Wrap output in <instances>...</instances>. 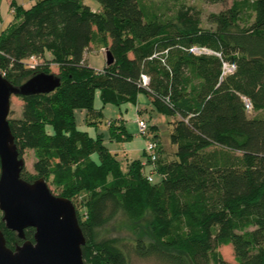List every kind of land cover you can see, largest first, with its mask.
<instances>
[{"label": "trees", "instance_id": "obj_1", "mask_svg": "<svg viewBox=\"0 0 264 264\" xmlns=\"http://www.w3.org/2000/svg\"><path fill=\"white\" fill-rule=\"evenodd\" d=\"M34 1L29 9L11 1L18 20L0 35V72L17 86L40 72L62 82L19 95L22 114L9 120L20 156L34 151V173L24 169L23 178H45L74 203L83 198L85 264H130L131 251L161 264H264V0H233L208 14L209 26L189 0H98L100 10L84 0ZM92 44L114 62L91 67ZM225 63L236 69L224 74ZM98 91L103 106L119 107L145 93L170 118L174 156L159 155L154 182L141 160L125 166L102 134L77 125L75 112L95 111ZM109 128L130 137L122 125ZM121 212L133 223L148 218L156 242H98L96 229ZM0 229L11 248L24 242L1 209ZM34 235L26 229V239ZM225 245L235 263L223 257Z\"/></svg>", "mask_w": 264, "mask_h": 264}, {"label": "water", "instance_id": "obj_2", "mask_svg": "<svg viewBox=\"0 0 264 264\" xmlns=\"http://www.w3.org/2000/svg\"><path fill=\"white\" fill-rule=\"evenodd\" d=\"M106 57L108 64L114 62L110 50ZM61 82L55 73L40 72L17 86L0 72V209L6 227L24 240L11 248L0 229V264H85L87 241L75 203L55 194L45 178H23L26 162L9 120L13 95L50 93ZM30 227L35 229L34 240L26 239Z\"/></svg>", "mask_w": 264, "mask_h": 264}, {"label": "rangeland", "instance_id": "obj_3", "mask_svg": "<svg viewBox=\"0 0 264 264\" xmlns=\"http://www.w3.org/2000/svg\"><path fill=\"white\" fill-rule=\"evenodd\" d=\"M29 0H19L20 3H27ZM86 3L90 4L94 8L100 7V3L98 0H85ZM233 0H228L226 3L224 2H208L206 0H189L190 4L198 5V7L201 8L202 13H203V25L204 26H209L207 23V16L211 12H219L220 10L224 9L228 5H231ZM12 19H15L14 16H12ZM92 52V51H91ZM98 53H101L104 57L105 60H107L106 57V51L104 48H99L97 51ZM93 63L96 64L97 59L93 58L92 59ZM52 71H56L58 68L55 65H51ZM96 101H95V106H99L101 104V96H100V91L97 92L96 95ZM24 101L20 96L13 95L12 97V102H11V109L9 113V118H18L22 114V109H23ZM128 107L124 108L123 111V116L125 117L126 120H137L138 123V117L141 115L142 118L145 117V119H151V123H157L159 126V135L158 139L162 143V145L165 147L164 154H167L171 156L173 153L172 150H175V146L172 144L171 139H170V134H171V124L168 122L170 118H168L166 115L162 113H157L153 112L152 110H144L142 113L138 112L137 107L135 106L134 102H130L127 104ZM251 116H254L255 112H250L249 113ZM108 115V114H107ZM260 115H264L263 113H260ZM148 121V120H147ZM149 123V121H148ZM150 125V124H149ZM139 129V128H138ZM91 134L95 135V131L92 129H88ZM92 130V131H91ZM153 130V129H152ZM139 131V130H138ZM135 138L129 140L130 142L127 144L128 146H132V155L135 159L142 158L143 157V149L146 147V144L148 142V139L145 138L144 136L139 135V132ZM173 156V155H172ZM23 158L26 162V167L25 169L29 171L30 173H34L33 169V163L35 160L34 156V151L33 150H26ZM124 165H125V158L119 157ZM133 158V159H134ZM147 160V155L145 156L144 161ZM126 166V165H125ZM149 170L150 167H147ZM49 186L51 187L52 191L60 195V191L56 189L51 183H49ZM81 197H78L77 199L75 198V204H77V209L80 210V213L85 216L86 210L83 206ZM74 202V200H73ZM96 240L98 242H110V243H115V245L120 244V243H125L127 245L129 244H134L136 241L139 239L150 243V242H156V238L154 237L150 225H149V219H144L138 223H133L128 219V217L124 213H119L113 220H111L109 223L106 225L99 227L96 229ZM220 251L223 255V257L232 263H235V253L234 249L231 245H225L220 247ZM129 254V261L130 264H161L158 262L156 259L152 258H141L137 256L134 252H128Z\"/></svg>", "mask_w": 264, "mask_h": 264}, {"label": "crops", "instance_id": "obj_4", "mask_svg": "<svg viewBox=\"0 0 264 264\" xmlns=\"http://www.w3.org/2000/svg\"><path fill=\"white\" fill-rule=\"evenodd\" d=\"M11 1L12 0H0V35L11 24H13L14 22L18 20V18L15 15L13 7L11 6ZM16 1L18 5H21L24 9L31 8L35 3L34 0H29L27 3L25 2V4L20 3L19 0H16ZM88 5L93 10L101 9V5L100 7H96V8H94L90 4ZM12 16H14L15 19H12ZM99 48H101V46L94 45V44L89 46V48L87 49V61L89 62L91 67L97 70H103L108 63H107V60H105V57L101 53L97 52ZM93 58L97 59L96 64L93 63L92 61ZM54 65L57 67L56 64ZM56 71H58V69ZM100 100H101V104L99 106L97 105L95 106L96 107L95 111L89 112L84 109V110H77L75 112L77 125L86 130L90 128L95 131V134H102L104 136V144L109 148V150L112 153L117 154L118 157H122V158L124 157L126 161L125 164L128 162L130 163L133 160H141V163L144 162V159L146 156L145 147L143 149V157L138 158V159L136 157L135 159L133 156H131L133 153L132 146L127 145L130 142L129 140L138 136L137 134L139 132L138 131L139 126H138L137 120L136 119L126 120L125 117L123 116L124 108L128 107L127 106L128 103L120 107L112 103H109L103 106L102 99L100 98ZM135 106L137 107L139 113H142L144 110H147V111L152 110L153 112L160 113L155 108L152 98L145 93H141L137 96V101L135 102ZM141 115L138 117V119L142 118ZM143 119H145V117ZM147 120L149 121V124L152 127L154 133L159 135L158 124L157 123L152 124L151 119H147ZM169 121L170 120H168V122ZM111 123H114L116 125H122V127H125V130L127 134L130 135V137L127 139L125 138L116 139L115 137H113L111 135L110 128H109ZM164 151H165V147L161 143L160 155L164 158L166 156L171 157V158L174 156V150H172L173 153L171 154V156L168 155V153L164 154ZM145 169L147 173H153L152 166L150 167L149 170L147 169V167ZM154 176H155V179H157L158 174H154Z\"/></svg>", "mask_w": 264, "mask_h": 264}, {"label": "built area", "instance_id": "obj_5", "mask_svg": "<svg viewBox=\"0 0 264 264\" xmlns=\"http://www.w3.org/2000/svg\"><path fill=\"white\" fill-rule=\"evenodd\" d=\"M192 52H194L195 54L210 53L208 49L197 46L192 48ZM29 62H30V66L35 67L40 62V58L38 56L33 55L29 58ZM235 69H236V65L225 63L224 74L232 73ZM144 82L145 83L148 82V78L146 76L144 77ZM246 104L249 109H252V104L249 102L248 99H246ZM138 126H139V135L144 136L145 138L148 139V142L145 147L147 160L142 162L143 173L147 176L150 182H154L155 181L154 173H147L145 168L148 166L150 167L152 166V168H154L155 165L157 164L161 150V142L158 139V137H155V135L152 133L150 129V125L146 119L143 118L138 119Z\"/></svg>", "mask_w": 264, "mask_h": 264}]
</instances>
